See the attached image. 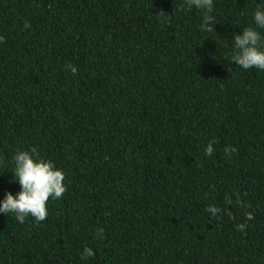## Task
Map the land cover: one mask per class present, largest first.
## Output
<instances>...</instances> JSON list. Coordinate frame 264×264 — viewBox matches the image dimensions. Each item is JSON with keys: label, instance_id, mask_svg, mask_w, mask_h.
Returning <instances> with one entry per match:
<instances>
[{"label": "trees", "instance_id": "trees-1", "mask_svg": "<svg viewBox=\"0 0 264 264\" xmlns=\"http://www.w3.org/2000/svg\"><path fill=\"white\" fill-rule=\"evenodd\" d=\"M260 5L0 0V199L19 150L67 189L0 214V264H264V70L230 62Z\"/></svg>", "mask_w": 264, "mask_h": 264}, {"label": "clouds", "instance_id": "clouds-1", "mask_svg": "<svg viewBox=\"0 0 264 264\" xmlns=\"http://www.w3.org/2000/svg\"><path fill=\"white\" fill-rule=\"evenodd\" d=\"M187 6L202 11V30L213 29L214 0H187ZM159 15L165 18L169 16L163 10ZM252 21L254 26L244 27L232 37L234 49L230 62L245 70H264V5L256 7L252 13ZM71 71L75 74L76 68L71 67ZM212 152L213 147L207 146L206 153L211 155ZM13 159L11 179L20 187L15 194L5 191L0 199V214H13L21 223L29 215L36 221H43L48 214L46 206L49 198L59 199L67 190L64 172L52 161L39 157L35 151L19 150Z\"/></svg>", "mask_w": 264, "mask_h": 264}]
</instances>
